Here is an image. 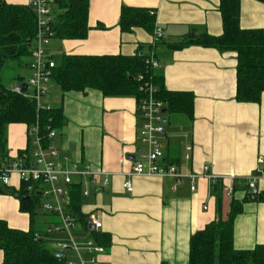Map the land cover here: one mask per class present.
<instances>
[{
  "label": "crops",
  "instance_id": "obj_1",
  "mask_svg": "<svg viewBox=\"0 0 264 264\" xmlns=\"http://www.w3.org/2000/svg\"><path fill=\"white\" fill-rule=\"evenodd\" d=\"M2 1L27 4V0ZM52 5L51 1L50 15L54 20L59 13L52 15ZM122 7L152 11L153 32L133 28L123 33L118 27ZM238 23L243 30H264V1L240 0ZM87 24L86 38L54 37L45 47L47 54L56 65L63 56L151 55L165 90L193 95L191 118L169 114L164 109L165 129L159 137L164 159L181 174H195L198 178L192 192L188 180L177 183L170 177H127L143 150L138 139L136 99L104 97L92 89L63 93L56 85L61 93L41 106L62 110L64 125L52 142L61 157L68 159L62 160L61 166L82 169L89 165L99 184L92 188L85 179H76L70 202L74 189L79 188L77 216L81 214L87 220L94 215L101 222L102 228L94 239L96 235L109 236L110 245L102 246L104 251L97 256L100 264H187L191 235L219 217L227 219L231 203L253 193L244 179L256 170H264V163L258 164V159L264 160V92L258 103L236 101L234 52L195 44L171 47L187 43L193 34L221 35L219 0H89ZM156 28L162 30L161 39L155 38ZM27 131L25 124L8 125L9 161L29 148ZM188 147L191 151L189 159H185ZM122 155L124 160L120 162ZM205 165L221 177L218 186L212 187L208 179L201 177ZM231 175L234 180L229 178ZM105 176L106 186L102 185ZM127 179L133 188L131 193L123 188ZM232 184L234 192L228 197L225 193ZM19 189L15 175L9 186H0V221L10 229L27 231L30 217L20 210L19 200L12 195ZM86 189H90V195L83 197L81 192ZM262 192L264 178L258 181L254 193ZM37 213L34 221L38 226L50 228L58 222L56 217ZM256 245H264V202L250 196L233 220V247L247 250Z\"/></svg>",
  "mask_w": 264,
  "mask_h": 264
},
{
  "label": "trees",
  "instance_id": "obj_2",
  "mask_svg": "<svg viewBox=\"0 0 264 264\" xmlns=\"http://www.w3.org/2000/svg\"><path fill=\"white\" fill-rule=\"evenodd\" d=\"M59 10L52 22L55 37L62 40L86 38L89 0H51ZM264 1V0H260ZM240 0H219L222 33L219 36L201 34L187 43L171 45L174 49L189 44L214 48L220 52L236 54V101L258 103L264 92V30H243L239 26ZM118 27L123 33L142 28L150 33L155 28L154 13L148 9L122 7ZM35 15L26 5H10L0 0V167L9 162L7 157V127L38 123L41 135L47 136V127L59 132L64 125L60 108L36 109L34 102L17 96L6 89L1 80L2 69L10 61L28 57L35 37ZM149 55L134 56H63L52 71V82L63 93L85 92L92 89L104 97L133 96L136 102L142 97L137 76L143 75L157 88V98L165 103L166 112L192 117L193 95L170 92L164 89L162 76L147 63ZM49 141H45L47 145ZM74 189L70 205L79 215L81 203ZM21 186L12 192L20 203V210L30 217L27 231L10 229L0 221L1 264H65L48 249V239L34 218L39 212V198L27 197ZM253 196L264 202V192L252 193L242 201H233L227 219L219 217L190 237L187 264H264V245L238 250L233 247V220L242 211V204ZM42 214V213H41ZM79 219L85 222L80 214ZM39 236V238L36 237ZM95 242L104 248L110 245L109 236H95ZM166 264V263H161Z\"/></svg>",
  "mask_w": 264,
  "mask_h": 264
},
{
  "label": "built area",
  "instance_id": "obj_3",
  "mask_svg": "<svg viewBox=\"0 0 264 264\" xmlns=\"http://www.w3.org/2000/svg\"><path fill=\"white\" fill-rule=\"evenodd\" d=\"M35 15L36 32L30 50L31 61L27 65L32 72L31 77L25 83H17L8 91L26 100L34 102L36 109H50L43 107L40 99L49 93L53 84L52 71L56 67L53 59L47 54L45 47L55 37L52 27V17L50 15L51 0H27L26 4ZM163 37L160 28L155 29V38ZM146 63L153 69L158 65L154 58L149 55ZM139 91L142 97L136 104L137 119L140 122L138 139L143 150L139 151L138 157L134 160L131 171L126 174L131 176L147 177H170L175 182L183 180L190 182V191H195V174H181L177 167L164 159L160 148L159 137L164 134L165 116L163 110L165 104L157 98V88L150 79L143 75L137 76ZM28 86L26 92H22L21 85ZM27 135L30 139L29 148L22 151L17 160L9 161L0 167V186L7 187L11 183V177L16 176L27 197L37 196L40 200L39 212L56 217L58 222L50 227L45 236L49 234L61 236L60 239L52 242L55 254H60V258L65 264H100L97 256L104 251V248L97 244L93 238L102 228L101 222L94 215H90L82 223L72 211L70 205L71 188L76 181L85 179L89 187H97L98 181L96 172L89 165L82 169L74 167L64 169L61 166L62 160L68 161L66 157H61L59 149L52 143L57 137L58 131L47 127V136L41 135L39 125L28 127ZM49 141L47 145L45 141ZM185 159H189L191 148H186ZM124 160L123 155L120 162ZM263 159H258V164H263ZM201 177L209 180L212 187L219 185L221 177L213 174L211 167L203 166ZM231 180L235 176H229ZM264 178V170H256L255 173L244 179L245 186L249 190H255L258 181ZM108 184L105 176L102 185ZM126 192L131 193L133 188L130 180L123 183ZM234 192V184L226 190V196H231ZM83 197L90 195V189L81 192ZM39 238L38 235H36ZM70 252L74 260L70 259L66 253Z\"/></svg>",
  "mask_w": 264,
  "mask_h": 264
},
{
  "label": "rangeland",
  "instance_id": "obj_4",
  "mask_svg": "<svg viewBox=\"0 0 264 264\" xmlns=\"http://www.w3.org/2000/svg\"><path fill=\"white\" fill-rule=\"evenodd\" d=\"M51 8H52V15L59 13L57 6L52 5ZM30 61H31V58L26 56V57L21 58L20 64L17 61H10V62H8V64H6V66L2 69L1 80L7 89H9V88L13 87L15 84H17L19 82V80H18L19 78H21L25 82L28 81V79L32 75V72L27 67V65L30 63ZM60 93L61 92H60L59 88L56 85L52 84V86L49 90V93L39 100L40 104H44L48 98L56 97ZM15 160H17V159H15ZM39 226H40L39 229L42 230L43 234L49 229V227L47 225L41 224ZM60 238H61V236L49 234L47 247L50 251H53L52 242L55 240H58ZM66 254H69L67 256L70 259L74 260V257L72 254L70 255V252H68Z\"/></svg>",
  "mask_w": 264,
  "mask_h": 264
},
{
  "label": "water",
  "instance_id": "obj_5",
  "mask_svg": "<svg viewBox=\"0 0 264 264\" xmlns=\"http://www.w3.org/2000/svg\"><path fill=\"white\" fill-rule=\"evenodd\" d=\"M195 38H196V35H194V34L188 37V39H195ZM21 88H22V92H26L28 90V86L25 85V84H22ZM163 112H165V110H163ZM254 192H255V190H253V193ZM55 256L57 258H60L61 255L60 254H56Z\"/></svg>",
  "mask_w": 264,
  "mask_h": 264
}]
</instances>
